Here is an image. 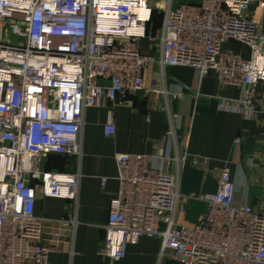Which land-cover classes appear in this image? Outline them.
Listing matches in <instances>:
<instances>
[{
  "label": "built area",
  "instance_id": "2783aa9c",
  "mask_svg": "<svg viewBox=\"0 0 264 264\" xmlns=\"http://www.w3.org/2000/svg\"><path fill=\"white\" fill-rule=\"evenodd\" d=\"M155 12L163 17L157 31ZM143 39L159 46L163 69L191 67L199 79L215 70L222 87L241 89L225 108L253 111L254 87L264 82V0H0V264H52L44 235L55 221L36 214V201L39 194L76 201L80 174L49 170L43 160L81 156L88 108L131 105V95L156 89L145 86ZM231 41L249 55L225 49ZM190 88L164 84L161 92L178 98ZM166 108L176 136L181 116ZM106 130H116L112 117ZM188 144L174 154L116 155L120 189L100 252L119 260L141 237L157 236L159 257L180 264H264V207L237 202L227 164L216 192L197 197L206 205L200 222H179L186 199L196 197L182 189L183 171L197 164ZM57 222L55 237L78 221Z\"/></svg>",
  "mask_w": 264,
  "mask_h": 264
},
{
  "label": "crops",
  "instance_id": "0c3cea01",
  "mask_svg": "<svg viewBox=\"0 0 264 264\" xmlns=\"http://www.w3.org/2000/svg\"><path fill=\"white\" fill-rule=\"evenodd\" d=\"M200 0H174L175 4ZM162 15H156L150 28L157 31L162 25ZM245 56L249 49L237 41L224 45ZM141 51L149 57L144 74L148 89L130 96L131 105H115L105 100L101 107L86 110L81 133L82 154H49L43 165L60 174L79 173L80 186L76 201L38 195L35 211L39 216L53 219L47 225L44 241L54 247L49 255L52 264H180L169 253L162 259L159 252L161 238L143 236L129 245L124 258L113 260L100 252L106 236V224L112 200L117 197L120 183L117 179L118 153H154L162 148L174 154L183 140L188 139L191 160L182 174V189L186 195V210L179 222L196 224L205 211V202L197 198L218 189L221 169L229 165L237 189V202H249L256 209L264 207V82L254 87L253 111H228L227 97H240L241 89L222 87L218 73L210 70L199 79L195 70L186 66L159 64L161 51L158 45L143 39ZM188 85L178 98L165 95L161 89ZM199 91L200 97L195 93ZM169 108L181 116L176 136L170 133ZM115 132L108 133L109 118ZM181 148V147H179ZM182 150V148H181ZM106 178V183L103 179ZM76 220L77 225L62 226L61 235H52L60 226L58 220Z\"/></svg>",
  "mask_w": 264,
  "mask_h": 264
},
{
  "label": "trees",
  "instance_id": "16d2710c",
  "mask_svg": "<svg viewBox=\"0 0 264 264\" xmlns=\"http://www.w3.org/2000/svg\"><path fill=\"white\" fill-rule=\"evenodd\" d=\"M156 15H158V14L155 12L154 15H153V19H154V17H155Z\"/></svg>",
  "mask_w": 264,
  "mask_h": 264
},
{
  "label": "bare ground",
  "instance_id": "6f19581e",
  "mask_svg": "<svg viewBox=\"0 0 264 264\" xmlns=\"http://www.w3.org/2000/svg\"><path fill=\"white\" fill-rule=\"evenodd\" d=\"M142 13H144V11Z\"/></svg>",
  "mask_w": 264,
  "mask_h": 264
},
{
  "label": "rangeland",
  "instance_id": "374dc122",
  "mask_svg": "<svg viewBox=\"0 0 264 264\" xmlns=\"http://www.w3.org/2000/svg\"><path fill=\"white\" fill-rule=\"evenodd\" d=\"M177 4H175V6H176Z\"/></svg>",
  "mask_w": 264,
  "mask_h": 264
}]
</instances>
